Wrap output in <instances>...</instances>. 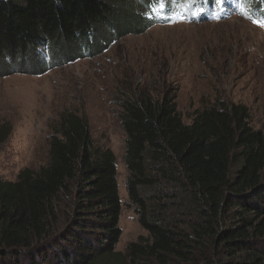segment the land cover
<instances>
[{
    "label": "trees",
    "instance_id": "obj_1",
    "mask_svg": "<svg viewBox=\"0 0 264 264\" xmlns=\"http://www.w3.org/2000/svg\"><path fill=\"white\" fill-rule=\"evenodd\" d=\"M238 1L247 21L264 15V0ZM119 3L0 0V75L45 72L154 25L140 12L148 0ZM119 108L126 206L148 236L116 250V157L93 146L84 118L66 113L47 164L0 179V264H264V133L249 126L247 110L218 103L186 125L174 95L143 90ZM10 133L0 126V146Z\"/></svg>",
    "mask_w": 264,
    "mask_h": 264
},
{
    "label": "rangeland",
    "instance_id": "obj_2",
    "mask_svg": "<svg viewBox=\"0 0 264 264\" xmlns=\"http://www.w3.org/2000/svg\"><path fill=\"white\" fill-rule=\"evenodd\" d=\"M117 2L123 9L138 6L137 0ZM173 18L170 24L112 38L102 53L91 57L45 72L39 68L34 74L0 75V126L11 129L0 146V179L14 182L24 169L37 172L47 164L60 116L84 118L93 146L109 149L116 157L123 203L116 250L122 253L139 236H148L126 206L125 134L118 118L119 101L126 94L143 90L157 97L174 95L186 125L196 111L215 104L242 106L249 126L264 133V27L239 15L200 23ZM40 56L45 68L51 64L41 48Z\"/></svg>",
    "mask_w": 264,
    "mask_h": 264
},
{
    "label": "snow or ice",
    "instance_id": "obj_3",
    "mask_svg": "<svg viewBox=\"0 0 264 264\" xmlns=\"http://www.w3.org/2000/svg\"><path fill=\"white\" fill-rule=\"evenodd\" d=\"M205 2H207V0H205ZM215 2H216L217 5L222 6L223 3H224V0H215ZM253 22L254 23H258L259 26H261V27H264V22H259V21H253Z\"/></svg>",
    "mask_w": 264,
    "mask_h": 264
}]
</instances>
